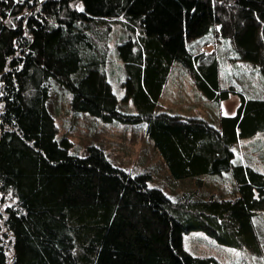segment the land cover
Listing matches in <instances>:
<instances>
[{"label":"trees","instance_id":"trees-1","mask_svg":"<svg viewBox=\"0 0 264 264\" xmlns=\"http://www.w3.org/2000/svg\"><path fill=\"white\" fill-rule=\"evenodd\" d=\"M115 21L135 113L109 80ZM218 39L264 75V0H0V264H223L186 249L192 230L263 255L264 171L234 146L264 131V97L223 86L219 50L205 49ZM177 62L207 98L239 95L236 113L214 125L161 111ZM54 79L74 110L144 123L173 178L230 174L233 195L174 199L98 146L71 152L47 104Z\"/></svg>","mask_w":264,"mask_h":264},{"label":"rangeland","instance_id":"rangeland-1","mask_svg":"<svg viewBox=\"0 0 264 264\" xmlns=\"http://www.w3.org/2000/svg\"><path fill=\"white\" fill-rule=\"evenodd\" d=\"M127 36L124 26L115 21L109 41L110 60L107 66L109 80L119 100L122 111L136 112L131 100H125L124 62L117 53V46ZM230 42V41H229ZM221 40L205 47L208 51L219 50L222 84L234 85L246 97H264V75L252 64L233 57L230 45ZM216 50V51H217ZM56 79L51 81L48 108L57 125V139L67 138L70 151L87 155L88 147L103 149L113 164L128 169L134 174L148 173L149 186L162 188L174 199L182 196L200 198L210 196L231 197L234 184L230 174L203 175L200 178L175 179L171 176L161 154L148 136L144 123L107 122L87 111L74 110L71 92ZM240 104L239 95L232 93L228 99H209L197 87L188 69L177 62L173 66L159 99L160 110L183 116H197L212 124H219L223 115L236 113ZM235 160L250 164L264 171V131L242 138L234 146ZM10 196V195H9ZM16 199L9 200V204ZM257 228L263 243V255L258 256L246 248H236L218 243L203 230L184 232V245L191 253L215 256L223 264L264 263V211L256 216Z\"/></svg>","mask_w":264,"mask_h":264},{"label":"bare ground","instance_id":"bare-ground-1","mask_svg":"<svg viewBox=\"0 0 264 264\" xmlns=\"http://www.w3.org/2000/svg\"><path fill=\"white\" fill-rule=\"evenodd\" d=\"M248 165V164H247Z\"/></svg>","mask_w":264,"mask_h":264}]
</instances>
